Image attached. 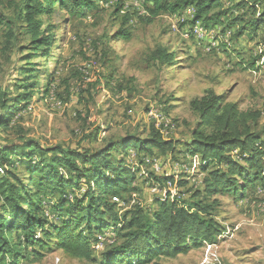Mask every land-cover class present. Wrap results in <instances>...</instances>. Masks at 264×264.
Masks as SVG:
<instances>
[{
  "label": "rangeland",
  "instance_id": "1",
  "mask_svg": "<svg viewBox=\"0 0 264 264\" xmlns=\"http://www.w3.org/2000/svg\"><path fill=\"white\" fill-rule=\"evenodd\" d=\"M124 1L128 20L119 15L117 0L98 4L95 11L80 18H71L58 8L52 15L44 16L45 35L53 36L45 54L32 55L35 51L30 35L21 25L15 26L13 39L6 26H0V92L15 84L17 77H24L23 73L17 75L19 67L27 68L31 63L34 70H39L31 81L38 82L39 87L29 103L21 106L11 128L0 129V144L17 140V128L23 127L28 138L46 148L88 144L92 150H99L110 143L121 144L131 136L146 138L151 130L152 109L171 121L170 136H166L171 138L164 140H175L177 151L158 158L160 174H169L163 176L172 177L173 181L185 179L189 185L179 187L175 193L171 181L166 188H160L150 179L151 174L160 175L151 165L157 159L150 157L140 164L138 152L135 151L136 158L134 152L129 153L127 162L142 165L133 185L139 192L125 198L128 201L118 208L120 214L137 204L153 210L157 208L156 200L169 194L173 200L191 201L189 190L202 186L200 157L187 159L182 147L191 141L200 123L199 116L191 110L192 100L201 99L210 91L222 96L226 103L238 104L241 111H264V57L255 67L250 66L264 54V29L254 34L252 27L245 25L246 35L236 37L240 26L234 25L225 31L215 28L200 37L197 26L191 23L192 8L179 15L163 14L147 23L140 0ZM19 3L20 0H0V10L13 19L14 6ZM222 3L231 20L247 14L245 22H250L264 11V0ZM255 3L260 4L256 14L248 8ZM238 4L245 6L237 7ZM123 29L128 31V41L117 37ZM159 49L169 54L171 63L154 60L153 53ZM52 82V96L43 98L40 93ZM21 92L24 91L14 89L8 98ZM257 129L264 132V121ZM96 131L89 144L87 137ZM124 150L119 148L113 158L122 159ZM250 192L244 199H220L215 218L226 232L216 244L205 243L187 254L161 257L150 264H264V186L259 184ZM114 200L119 202L118 198ZM114 234L113 230L107 231L100 243L92 247L96 264L102 262ZM46 251L42 250L41 259L30 257L21 264H95L62 250Z\"/></svg>",
  "mask_w": 264,
  "mask_h": 264
},
{
  "label": "trees",
  "instance_id": "2",
  "mask_svg": "<svg viewBox=\"0 0 264 264\" xmlns=\"http://www.w3.org/2000/svg\"><path fill=\"white\" fill-rule=\"evenodd\" d=\"M117 1L119 15L123 14L128 20V14L122 13L125 1ZM140 1L147 23L163 14L179 15L192 8L191 23L207 30L222 28L225 31L239 25L235 36L243 37L245 25L252 27L254 34L264 29V11L250 22H245L247 14L231 20L229 11L223 9L222 0ZM109 2L20 0L14 6L13 19L0 10V26H6L9 38L13 39L15 26L21 25L30 35L35 51L32 55L45 54L53 36L45 35L44 16L52 15L58 8L71 18H80L95 11L98 4ZM259 5L250 4L248 8L256 14ZM117 37L128 41L130 36L123 29ZM262 57L264 54L250 66L255 67ZM153 58L160 63L172 60L161 49L153 53ZM27 65V68L19 67L17 73H23L24 77H17L15 84L0 92V129L11 128L13 119L23 109L21 106L29 103L39 87L38 82H31L39 70L33 69L34 64ZM52 85L53 82L49 83L45 92L40 93L43 98L52 96ZM14 89L24 92L8 98ZM190 107L199 116L200 123L191 141L182 145L183 154L187 159L200 157L199 171L204 174L202 186L189 190L191 201L173 200L169 194L156 200L157 208L153 210L137 204L123 214L118 208L128 201L125 198L139 192L133 185L142 166L127 162L129 153L134 152L136 158L138 152L140 164L150 157L172 156L177 151L175 140H164L151 126L146 138L131 136L121 144L110 143L99 150H92L88 144L77 148H46L28 138L23 127H18L17 140L0 144V264H21L30 257L41 259L42 250H47L46 253L62 250L96 264L92 247L97 246L98 237L105 236L109 230L114 231V240L99 264H150L161 257L187 254L205 243L216 244L226 232L215 218L220 199H244L257 185L264 186V132L257 129L260 121H264V111H241L238 104L226 103L222 96L210 91L201 99L192 100ZM95 134L97 131L87 137L89 144ZM121 147L126 154L117 161L113 153ZM150 179L162 189L173 182L172 177L154 174ZM188 185L185 179L178 181V188ZM113 198H118L119 202H114Z\"/></svg>",
  "mask_w": 264,
  "mask_h": 264
},
{
  "label": "built area",
  "instance_id": "3",
  "mask_svg": "<svg viewBox=\"0 0 264 264\" xmlns=\"http://www.w3.org/2000/svg\"><path fill=\"white\" fill-rule=\"evenodd\" d=\"M208 30L205 29H197V34L200 37H204L205 35L208 34ZM150 114H151V126L154 127V129L160 133L162 138H171V137H166V131H164V126H163V122L161 121V113L155 112L154 109L150 110ZM150 162V161H149ZM199 163H200V159H199ZM152 168L155 172L159 173L161 172V163L160 161L154 160L151 162ZM163 175H169V174H165V172H162V174H160L159 176H163ZM181 179V178H180ZM174 185V193L176 192V190H178V181H173L171 182ZM171 195V194H170ZM115 202V200H114ZM123 206V204H122ZM101 240V236L99 241Z\"/></svg>",
  "mask_w": 264,
  "mask_h": 264
},
{
  "label": "bare ground",
  "instance_id": "4",
  "mask_svg": "<svg viewBox=\"0 0 264 264\" xmlns=\"http://www.w3.org/2000/svg\"><path fill=\"white\" fill-rule=\"evenodd\" d=\"M195 26H197V29L199 28V29H203L204 27H202L200 24H196ZM209 31V30H208ZM213 30H211V31H209V32H212ZM216 31H218V30H216ZM228 36H230L231 35V32L230 31H228ZM212 34V33H211ZM213 45H215V44H213ZM155 112H157V111H155ZM161 121L163 122V126H164V131H166V136H170V131H171V121L168 119V117L167 116H165V115H162L161 114ZM166 139V138H165ZM195 167V166H194Z\"/></svg>",
  "mask_w": 264,
  "mask_h": 264
},
{
  "label": "clouds",
  "instance_id": "5",
  "mask_svg": "<svg viewBox=\"0 0 264 264\" xmlns=\"http://www.w3.org/2000/svg\"><path fill=\"white\" fill-rule=\"evenodd\" d=\"M122 13H125V10H124V12H122ZM195 25V24H194Z\"/></svg>",
  "mask_w": 264,
  "mask_h": 264
},
{
  "label": "crops",
  "instance_id": "6",
  "mask_svg": "<svg viewBox=\"0 0 264 264\" xmlns=\"http://www.w3.org/2000/svg\"><path fill=\"white\" fill-rule=\"evenodd\" d=\"M222 238V237H221Z\"/></svg>",
  "mask_w": 264,
  "mask_h": 264
}]
</instances>
